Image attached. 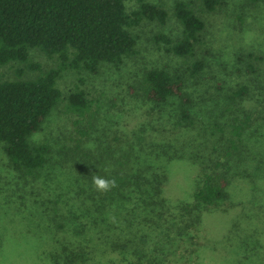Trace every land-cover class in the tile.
Masks as SVG:
<instances>
[{
    "label": "trees",
    "instance_id": "16d2710c",
    "mask_svg": "<svg viewBox=\"0 0 264 264\" xmlns=\"http://www.w3.org/2000/svg\"><path fill=\"white\" fill-rule=\"evenodd\" d=\"M126 1L0 0V69L9 68L11 73L10 77L0 76V146L15 171L33 176L48 164L51 145L33 143L30 138L41 131L60 103L63 113L73 116L74 124L87 120V125H91L93 101L77 86L63 97L56 85L63 72L94 74L103 64L118 68L125 59L136 54V37L130 29L142 21L165 23L168 13L162 5L134 0L136 8L127 11ZM198 1L201 10L208 13L214 12L220 2ZM173 16L180 25V37L173 40L155 34L153 40L181 59L188 77L195 79L205 69V62L195 59L205 23L184 1L175 2ZM35 50L53 59L54 66L43 70L31 58V52ZM237 60L243 61L253 73L251 62L259 57L245 53ZM138 91L141 101L155 106L154 109L173 100L177 121L168 125L170 128L165 126L169 134L193 123L192 100L184 93L182 77L171 75L162 68L147 69L138 82ZM262 91L258 96L264 99L263 84ZM253 98L250 88L241 85L232 92L229 100L234 108L243 111L242 102L252 105ZM252 121L249 111L243 113L242 119L236 118L230 124L222 142V154L207 156L209 164L206 162L200 169L199 186L187 204L174 205L164 195L168 183L165 164L172 161L167 148L152 151L150 159L144 156L143 150L130 144L112 159L109 170L87 168L77 182L76 200L73 199L77 204L62 214L60 212L65 236L61 239L54 236L45 243L46 250L41 252L40 263L188 264L184 253L187 252L185 244L193 245L191 230L201 226L206 210H217L228 199L232 179L219 168L224 159L225 162H233L232 158L236 163L243 161L238 155L245 149L244 136ZM87 129L89 126L77 130L75 140L72 134V151L81 150L79 147L88 135ZM163 131V126L156 129L159 134H164ZM221 131L222 128L215 125L210 136ZM189 156L193 163L196 162V154ZM87 164L90 162L84 160L83 165ZM94 175L114 179L115 187L97 191L92 183ZM227 205L230 210L240 209L235 210V217L222 237L219 248L225 253L219 258L220 264L241 261L246 264L248 258L256 257L264 264V256L258 251V246H262L259 242L264 231V215L256 228L248 214L250 207L233 202ZM211 242V247L217 249L218 242Z\"/></svg>",
    "mask_w": 264,
    "mask_h": 264
},
{
    "label": "rangeland",
    "instance_id": "374dc122",
    "mask_svg": "<svg viewBox=\"0 0 264 264\" xmlns=\"http://www.w3.org/2000/svg\"><path fill=\"white\" fill-rule=\"evenodd\" d=\"M146 1L162 5L168 15L163 25L142 21L130 29L136 37L135 55L125 59L118 68L103 64L94 74L67 71L56 81L63 97L77 86L93 101L91 125H87V120L74 124L73 116L63 113L62 103L55 107L41 131L30 138L33 143L47 142L52 147L48 164L33 176L15 171L0 146V264H49L40 263L41 252L46 250L49 239L65 236L59 216L77 204L73 199L79 177L90 167L109 170L112 159L130 144L143 150L144 156L150 159L152 151L167 148L172 161L165 164L168 183L164 195L174 205L190 203L191 194L199 186L200 169L206 162L209 164L207 156L222 154V142L230 124L249 111L253 121L245 132V149L236 154L243 161L221 159L219 170L232 179L228 199L217 210H206L201 226L191 230L193 245L185 244L187 252L184 253L188 264H220L219 258L225 253L219 248L222 237L235 217V210L240 209L230 210L229 202L250 207L248 214L252 223H256V228L260 226L264 215V99L258 95L264 85V1L220 0L216 10L210 13L201 10L198 0ZM177 1L189 3L205 23L195 53V59L205 62V69L195 79L188 77L181 59L153 40L155 34L173 40L180 37V25L173 16ZM126 8L127 11L135 9V1L127 0ZM245 53L259 57L251 62L253 73L243 61L237 60ZM31 58L43 70L55 63L36 50L31 52ZM151 68H162L182 77L184 93L192 100L193 123L174 134L165 131V126L177 121L173 100L154 109L155 106L140 99L138 82L144 71ZM0 76L10 77V69H0ZM241 85L248 86L254 96L252 105L242 102L244 112L234 108L229 100ZM215 125L222 131L210 136ZM88 126L81 150L72 151V134L75 140L77 130ZM160 126L164 134L156 133ZM191 153L196 154L194 163L190 160ZM84 160L90 164L83 165ZM225 208L229 209L223 212ZM253 238L258 237L253 235ZM211 241L218 242L217 249L211 247ZM259 243L262 246H258V251L264 256V231ZM248 260L246 264H262L257 257Z\"/></svg>",
    "mask_w": 264,
    "mask_h": 264
},
{
    "label": "clouds",
    "instance_id": "9594fccd",
    "mask_svg": "<svg viewBox=\"0 0 264 264\" xmlns=\"http://www.w3.org/2000/svg\"><path fill=\"white\" fill-rule=\"evenodd\" d=\"M92 183L97 191H108L112 187H115V180L114 179H105L100 176H93Z\"/></svg>",
    "mask_w": 264,
    "mask_h": 264
}]
</instances>
